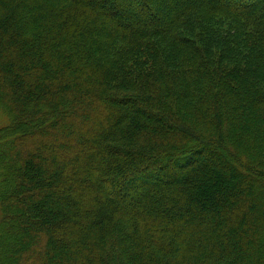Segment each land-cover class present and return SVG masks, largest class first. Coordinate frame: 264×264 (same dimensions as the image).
Instances as JSON below:
<instances>
[{"label":"trees","instance_id":"obj_1","mask_svg":"<svg viewBox=\"0 0 264 264\" xmlns=\"http://www.w3.org/2000/svg\"><path fill=\"white\" fill-rule=\"evenodd\" d=\"M0 211V264H264V0H0Z\"/></svg>","mask_w":264,"mask_h":264},{"label":"rangeland","instance_id":"obj_2","mask_svg":"<svg viewBox=\"0 0 264 264\" xmlns=\"http://www.w3.org/2000/svg\"><path fill=\"white\" fill-rule=\"evenodd\" d=\"M218 180V179H217ZM218 186H222V185H225V183H224V181H218V184H217ZM214 191H216V189H214ZM209 194V193H208ZM2 213H1V211H0V221L2 220Z\"/></svg>","mask_w":264,"mask_h":264}]
</instances>
